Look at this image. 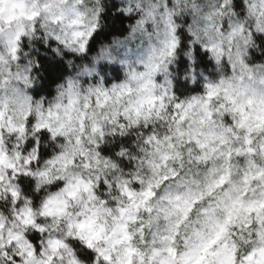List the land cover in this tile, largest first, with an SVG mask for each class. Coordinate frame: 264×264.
<instances>
[{
  "label": "clouds",
  "instance_id": "clouds-1",
  "mask_svg": "<svg viewBox=\"0 0 264 264\" xmlns=\"http://www.w3.org/2000/svg\"><path fill=\"white\" fill-rule=\"evenodd\" d=\"M0 264H264V0H0Z\"/></svg>",
  "mask_w": 264,
  "mask_h": 264
}]
</instances>
